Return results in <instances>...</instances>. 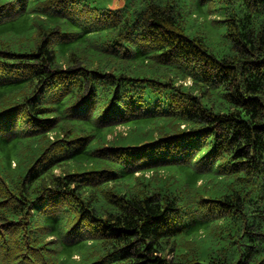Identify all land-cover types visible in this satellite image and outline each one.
Segmentation results:
<instances>
[{"label": "trees", "instance_id": "16d2710c", "mask_svg": "<svg viewBox=\"0 0 264 264\" xmlns=\"http://www.w3.org/2000/svg\"><path fill=\"white\" fill-rule=\"evenodd\" d=\"M0 264H264V0H0Z\"/></svg>", "mask_w": 264, "mask_h": 264}, {"label": "rangeland", "instance_id": "374dc122", "mask_svg": "<svg viewBox=\"0 0 264 264\" xmlns=\"http://www.w3.org/2000/svg\"><path fill=\"white\" fill-rule=\"evenodd\" d=\"M89 2L93 6H101V5H108V6H120L123 0H84ZM192 30H199L207 40L210 48L217 54L221 53L222 50H225V46L223 47L222 44V26L219 23L212 24L210 22V18L207 20H199L196 23L191 25ZM188 83V82H187ZM115 133L126 134L128 132L127 126H119L114 129ZM109 136V135H108ZM111 138V137H110Z\"/></svg>", "mask_w": 264, "mask_h": 264}, {"label": "water", "instance_id": "95a60500", "mask_svg": "<svg viewBox=\"0 0 264 264\" xmlns=\"http://www.w3.org/2000/svg\"><path fill=\"white\" fill-rule=\"evenodd\" d=\"M114 6H117V5H114Z\"/></svg>", "mask_w": 264, "mask_h": 264}]
</instances>
